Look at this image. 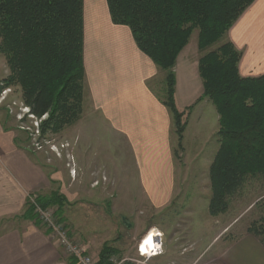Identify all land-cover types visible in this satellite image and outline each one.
<instances>
[{"label":"trees","instance_id":"trees-1","mask_svg":"<svg viewBox=\"0 0 264 264\" xmlns=\"http://www.w3.org/2000/svg\"><path fill=\"white\" fill-rule=\"evenodd\" d=\"M254 1L107 0L112 21L128 26L137 47L166 73L161 99L171 112L178 148H184V132L199 101L209 98L219 113V148L209 169V212L213 216L229 210L232 198L249 178L264 179V73L242 75L243 52L228 38L232 25ZM195 29L203 94L181 109L176 102L174 68ZM0 55L9 68L0 90L20 87L23 103L42 119L41 137L59 134L81 119L85 98L83 0H0ZM37 195L42 206L56 207L58 218L66 222L64 207L69 200L65 194L56 189ZM27 204V215L41 223L29 199ZM256 204L263 214L250 223L247 232L264 245V197ZM119 253L107 240L95 264H114L111 257ZM68 261L78 264L74 256H68Z\"/></svg>","mask_w":264,"mask_h":264},{"label":"crops","instance_id":"crops-1","mask_svg":"<svg viewBox=\"0 0 264 264\" xmlns=\"http://www.w3.org/2000/svg\"><path fill=\"white\" fill-rule=\"evenodd\" d=\"M83 4L84 83L87 103L92 106L89 117L99 119L130 146L146 198L157 209H163L175 194L176 161L171 112L149 85V80L161 70L137 47L130 28L112 21L107 0H83ZM228 36L240 50L247 49V52L242 51L240 73L244 76L263 74L264 67L260 69L259 64H251V58L246 55L261 53L259 49L264 45V0H255L232 25ZM188 46L179 54L174 68L176 102L180 108L190 106L203 94L198 69L200 50L198 48L191 57L184 54ZM185 100L188 104L180 105L181 102L185 104ZM196 111L202 130L211 121L219 120V113L209 98L199 101L190 116H194ZM19 137L11 120L3 116L0 110V264H69L68 255L46 227L27 215L29 194L44 195L56 190V173L48 171L46 164L40 160L42 150L32 151ZM209 141L205 139L204 143ZM73 153L75 166L82 172L89 170L90 182L94 181L96 177L92 174V168L87 169L85 161L75 150ZM212 161L213 158L209 163L208 175ZM95 171L100 174L101 169ZM67 197L69 203L66 205L73 204L68 194ZM230 224L226 223L212 242L220 240ZM148 226L158 228L166 236L162 226ZM77 228L75 225V230ZM73 236L83 239L77 236L76 231ZM106 241L96 249L89 242L83 246L87 253L92 252L96 257ZM163 244L164 252L151 259L167 253L166 240ZM146 246L156 250L153 243ZM181 246L184 247L185 243ZM227 246V254L234 256L236 264H264V245L249 232ZM141 247L143 251L147 250L142 244ZM204 251L192 257L191 262L198 261ZM154 261L156 264H176L171 257L166 261Z\"/></svg>","mask_w":264,"mask_h":264},{"label":"rangeland","instance_id":"rangeland-1","mask_svg":"<svg viewBox=\"0 0 264 264\" xmlns=\"http://www.w3.org/2000/svg\"><path fill=\"white\" fill-rule=\"evenodd\" d=\"M228 38L230 39L229 36ZM262 47L259 49L261 53L246 55L251 58L250 63L259 64L260 69L264 67V45ZM197 50L198 29H195L184 54L194 57ZM243 50L247 52V49L243 48L241 51ZM8 74L6 59L0 55V84ZM165 74L161 70L149 80L150 87L160 98L165 95ZM6 90L7 98L0 105L3 116L11 120L19 138H22L32 151H39L34 149V140L29 132L20 127L28 126L34 132L37 127L36 119L26 116L20 121L16 116L19 107L25 105L20 87H7ZM187 104L186 100L185 104L180 103L184 106ZM9 106L13 108L12 111H9ZM91 107L85 94L83 119L81 117L78 122L59 134H49L47 137L37 135V139L44 146L42 152L40 151V160L46 164L48 171L56 173V188L66 196L68 194L73 201V204L65 206L64 215L71 237L82 245L85 242L91 243L94 249L105 240L112 241L120 249L119 254L111 257L114 264L122 260L124 261L119 264L128 261L134 264H156L154 260L166 261L170 257L176 264H236L234 256L227 254V245L236 238L244 237L250 223L258 220L263 214L262 207L255 203L264 197V179L249 178L241 192L232 198L227 212L217 216L210 214L209 200L212 191L208 167L219 148V120L216 118L217 121H211L202 130L196 111L194 116L189 117L183 150L178 148V136L173 126V149H178V155H174L175 194L166 207L157 209L146 198L130 146L99 119L90 118ZM202 131H205L204 134ZM205 139L210 141L204 143ZM51 146L62 149L59 150L60 156L51 150ZM74 150L85 161L87 169L92 168V174L96 177L94 181L90 182L89 170L82 172L83 170L75 166ZM73 167H77V171H72ZM97 169H101L100 174L96 173ZM128 223L131 225L128 226ZM226 223L231 224L225 235L212 242V238ZM149 224L162 226L166 230L163 241L166 240L168 251L158 258L144 260L137 251L141 237V244L147 249L144 253L148 254V249H152L146 245L153 243L158 251L159 242L156 243V236L162 234L154 226L147 228ZM75 225L78 227L76 230ZM143 226L144 229L140 230ZM75 231L77 236L83 237L82 240L74 238ZM183 242L184 247L181 246ZM201 251H204L203 258L191 262V258ZM89 254L96 262L98 256L94 257L92 252Z\"/></svg>","mask_w":264,"mask_h":264},{"label":"built area","instance_id":"built-area-1","mask_svg":"<svg viewBox=\"0 0 264 264\" xmlns=\"http://www.w3.org/2000/svg\"><path fill=\"white\" fill-rule=\"evenodd\" d=\"M7 93L8 92H7L6 88L3 89V92L0 93V105L7 98L6 97ZM14 105L15 104H13V106ZM19 108H20L19 111L16 112V116L20 121H22L26 116H31V117L36 119V122H37L36 131L32 132V130L28 126H24V125H22L20 127H21V129L27 130V132H29V135L32 136V138L34 140L33 146H35L34 149L35 150H43L44 149L43 144L41 143V141H39L37 139V135L38 136L41 135L40 123H38V121L41 122L42 119L36 118L30 112V107L27 105L20 106ZM12 110H13V108L11 106H9V111H12ZM51 150L57 152V155H60L59 151H58L59 149L57 146H51ZM71 170L76 171V169H74V167ZM37 196H38L37 193H31V194H29L28 199L34 207V212L39 217L43 226H45L46 229L49 231L52 238H54L59 243V245L64 249V252L68 256H74L77 259L78 264H95L96 263L95 260L93 259V257L89 253L86 252L84 246L71 237L70 230H69L68 226L66 225V222L61 221L58 218L57 213H56V207H53V206L44 207V206H42V204L39 203ZM145 233H144V235H145ZM161 233L162 234L160 236H156V243L159 242V246H158L159 250L158 251H156L155 249L150 250L148 254H145L142 247H141V241H142V237H141L139 244H138L137 251H138L139 255L144 258V260H149L152 257L160 255L164 252L163 241H162L163 232H161ZM122 261H124V260H122ZM122 261L118 262V264L122 263Z\"/></svg>","mask_w":264,"mask_h":264},{"label":"water","instance_id":"water-1","mask_svg":"<svg viewBox=\"0 0 264 264\" xmlns=\"http://www.w3.org/2000/svg\"><path fill=\"white\" fill-rule=\"evenodd\" d=\"M123 220L125 221V222H127V220H126V218L125 217H123ZM131 224L130 223H128V226H130Z\"/></svg>","mask_w":264,"mask_h":264}]
</instances>
